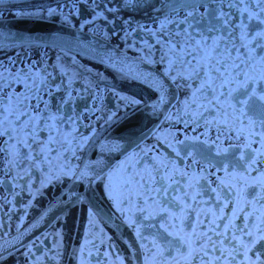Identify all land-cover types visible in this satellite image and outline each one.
Returning a JSON list of instances; mask_svg holds the SVG:
<instances>
[{"label":"snow or ice","instance_id":"snow-or-ice-1","mask_svg":"<svg viewBox=\"0 0 264 264\" xmlns=\"http://www.w3.org/2000/svg\"><path fill=\"white\" fill-rule=\"evenodd\" d=\"M72 3L74 7L83 3L92 12L85 23L107 20L105 12H117L108 0ZM122 3L135 10L151 0ZM225 4L234 11L225 12ZM201 7L204 13L199 12ZM161 8L168 11L158 29L140 27L155 38L153 44L144 41L148 55L159 45L166 74L187 90L175 120L194 134L185 133L183 139L171 134L168 147L181 162H190L180 166L170 156L150 155L154 148H148L135 160L138 168L129 164L122 169L118 184L110 178L109 195L128 215L147 252L145 264H264V0H163ZM181 11L184 20L169 19ZM56 13V8L43 6L16 11L34 23ZM185 21L187 27L180 29ZM170 22L176 29L167 33ZM3 36L0 33V41ZM19 39L25 47L36 44L31 37ZM9 62L11 67L0 63V187L12 190L15 197L20 194L17 188L31 190L37 171L47 173L38 180L41 186L58 178L59 169L50 167L57 152L52 145L58 142L50 122L57 117L47 114L50 100L45 96L63 88L70 99L73 78L66 86L64 80L54 84L52 72L35 69V61L19 68L11 58ZM85 111L96 110L85 105ZM45 129L47 143L40 137ZM233 140L236 143L224 146ZM86 177L80 173L78 179ZM4 202L10 203L6 198ZM141 228L154 231L145 234ZM83 253L81 248V264Z\"/></svg>","mask_w":264,"mask_h":264},{"label":"flooded vegetation","instance_id":"flooded-vegetation-1","mask_svg":"<svg viewBox=\"0 0 264 264\" xmlns=\"http://www.w3.org/2000/svg\"><path fill=\"white\" fill-rule=\"evenodd\" d=\"M162 2L151 0L149 5L133 10L125 8L122 0H108V6L116 7L117 12H105L107 20L99 18L93 23H85L92 18L88 6L80 3L74 7L72 0H5L4 4H0V20L21 19L16 14L18 9L56 8L55 15H45L43 20L96 36L111 46L119 57V60L116 59L117 66L113 67L51 45L0 47V63L5 66L11 67L9 58L16 62L18 68L35 61V69L47 68L52 72L54 84L64 80L66 86L68 78H73L70 99L63 88L59 92L53 89L51 97L45 96L50 100L47 114L57 117L50 122L54 124L53 134L58 137V142L52 145L57 152L52 154L50 167L59 169L56 173L58 178L41 186L38 180L47 173L37 171L33 174L31 190L21 192L17 188L15 191L20 194L15 197L11 194L12 190L0 187V246L3 248L0 249V256L3 257L0 264H81V248H84L83 264H121V261L123 264H145L147 252L141 246L142 242L128 215L123 213V206L118 208L116 201L110 197L108 185L110 178L112 183L118 184L119 177L123 175L122 169L129 164L138 168L135 160L143 157L148 148H154L150 155L170 156L180 166L190 162H181L168 147L171 134L178 139H183L185 133L189 136L194 134L190 129H183V125L175 120V113L182 105L187 90L177 87L179 82H173L166 74V63L160 62L159 45L148 55L144 41L153 44L155 38L140 27L143 25L145 29L154 31L160 27L159 20L164 19L168 11L161 8ZM152 4L158 10H154ZM223 8L225 12L234 11L227 4ZM205 11L203 7L199 9L200 13ZM169 19L184 20V12L171 14ZM124 20H130V23L125 25ZM233 22H236L235 17ZM187 24L188 21L180 24V29ZM174 29L176 24L170 22L165 31L172 33ZM126 32L130 34L125 38ZM133 63L140 70L148 68L149 83L132 67ZM62 99H68L69 103L62 104ZM130 100H139L140 103L133 104ZM85 105L96 111H85ZM146 108H149V115L158 120L156 128L104 172L96 169V164L102 166L103 163L92 160L97 148L112 138L117 140L116 133L122 131L128 122L132 124L129 126L131 134L138 127L146 126L147 120L138 121L139 113ZM113 112L116 115L107 120ZM197 131H203V127ZM48 134L47 129L40 132L45 143ZM229 143L236 141H226L224 146ZM85 168L87 177L78 179ZM5 198L10 203L4 202ZM141 231L147 234L154 230L141 228ZM27 234L29 236L26 237ZM17 238L16 244L10 243ZM26 238L30 242L22 243ZM5 243L9 245L5 247Z\"/></svg>","mask_w":264,"mask_h":264},{"label":"water","instance_id":"water-1","mask_svg":"<svg viewBox=\"0 0 264 264\" xmlns=\"http://www.w3.org/2000/svg\"><path fill=\"white\" fill-rule=\"evenodd\" d=\"M0 33L4 34L2 41H0L2 45L9 46L21 44L20 37H31L32 40L36 41V44H41V42H43V45L53 46V43H55V47L70 50L96 61L106 62L113 67L117 66L116 59L119 60L118 53L112 50V47L104 42V40L50 21L43 20L39 23H34L31 19L25 18L0 20ZM110 56L114 58L111 59ZM132 67H135L139 71V74L144 75V80L149 83L150 72H148L149 70L147 67L143 66L145 68L140 70L134 63ZM141 120H147V125L138 127V129H136L137 131L131 134L129 126L132 124L128 122L124 125L122 131L116 133L117 140L112 138L111 141H105L104 144L97 148L92 156V160H101L103 163L102 166L96 164V169L102 170V172L108 169L113 162L120 159L126 152L142 142L143 139L156 128L158 122L155 117L149 115V108L143 109L142 112L139 113L138 121ZM119 136L121 137L120 139L118 138ZM87 167H89V165ZM92 167L95 168L94 165ZM86 172L87 169L85 168L84 173ZM27 236H29V234H27L26 237ZM17 242L18 238L11 240L10 243L16 244ZM25 242H30V239L26 238L22 241V243ZM8 243H5V247L9 245ZM0 249H3L2 246H0Z\"/></svg>","mask_w":264,"mask_h":264}]
</instances>
